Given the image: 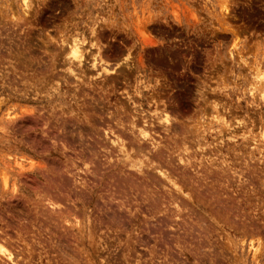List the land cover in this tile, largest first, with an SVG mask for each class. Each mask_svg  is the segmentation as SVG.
<instances>
[{"label": "rangeland", "instance_id": "1", "mask_svg": "<svg viewBox=\"0 0 264 264\" xmlns=\"http://www.w3.org/2000/svg\"><path fill=\"white\" fill-rule=\"evenodd\" d=\"M20 2L0 0V264H264V0ZM106 123L145 125L125 148L181 193L115 168Z\"/></svg>", "mask_w": 264, "mask_h": 264}, {"label": "bare ground", "instance_id": "2", "mask_svg": "<svg viewBox=\"0 0 264 264\" xmlns=\"http://www.w3.org/2000/svg\"><path fill=\"white\" fill-rule=\"evenodd\" d=\"M29 0H21V2H20V7H21V11H22V14L23 15H28V12H29V9H30V5H29ZM223 5V4H222ZM224 6V5H223ZM225 7V6H224ZM221 13V12H220ZM92 39V38H91ZM99 39V38H98ZM62 40V39H61ZM93 41V40H92ZM63 42V41H62ZM63 43H65L66 45L65 46H67V50H66V54L68 55V58H70L72 61H75V60H80L81 61V58H82V53H84V51H83V48H82V44H80V41H79V38H77L76 36L75 37H73V38H71L70 40H68V41H64ZM94 43V42H93ZM95 45V44H94ZM96 46V45H95ZM62 47V46H61ZM66 48V47H65ZM64 48V49H65ZM98 48V47H97ZM88 50V49H87ZM65 51V50H64ZM92 53V52H91ZM90 53V51H89V53L88 54H91ZM99 54V53H98ZM7 57V56H6ZM89 57H91V59H92V62H90L91 63V65H92V67H94L95 65V62H96V59H95V57H94V55H92V56H89ZM85 58V57H84ZM71 60H69V61H71ZM76 61V62H77ZM84 61H87V60H84ZM20 62V61H19ZM79 62V61H78ZM77 62V63H78ZM69 63V62H68ZM73 62H71V64H72ZM91 65H90V67H91ZM31 69V68H30ZM81 70V69H80ZM256 79L257 80H261L262 81V86L264 87V70H261V69H259L258 67L256 68ZM71 72V71H70ZM85 73V72H84ZM68 75V74H67ZM75 76V75H74ZM77 77V76H76ZM78 81V80H77ZM264 92V91H263ZM264 97V96H263ZM129 99V98H128ZM128 101V100H127ZM158 105V104H157ZM156 108V107H155ZM103 110V109H102ZM157 110V109H156ZM61 112V111H60ZM154 112V111H153ZM63 114H66L65 112H62L61 113V115H63ZM68 114V113H67ZM82 114V113H81ZM92 115V114H91ZM74 116H76V115H74ZM70 117H73V116H70ZM77 117V116H76ZM75 117V118H76ZM163 118V120L166 122V123H168L169 122V117H168V115L167 114H162L160 117H158V118ZM74 118V117H73ZM113 118V117H112ZM115 118V117H114ZM154 118V117H153ZM76 119H79V118H76ZM117 119V118H116ZM128 119V118H127ZM143 119V118H142ZM79 120H82L85 124H88L89 125V128L94 132L93 133V135L95 134H97V128L95 127V122L93 121L94 119H93V116H90L89 114L87 115L86 113H84V114H82V116H81V119H79ZM105 120V119H104ZM158 120V119H157ZM156 120V121H157ZM128 121L130 122V120L128 119ZM159 121V120H158ZM99 122V121H98ZM103 122V121H102ZM118 122V121H117ZM131 122H133V121H131ZM137 122V121H136ZM144 122H145V120H144ZM104 123V122H103ZM119 123V122H118ZM101 124V123H100ZM110 124V123H109ZM108 123H106L105 124V126L104 127H101V132H102V135H103V137L106 139V141H108L112 146H116L115 148H117L118 150L117 151H119L120 153H122V156H121V158H116L115 159V168H120V170L122 169V168H129V169H132L134 172H136V173H143L144 171H146V172H148L147 170H149L150 172L152 171V170H156V174H158L157 175V177L159 176L160 177V179L162 180H160L161 182H163L162 183V185L164 186L165 184H168V185H170V187H171V189L170 188H168V191H169V193L172 191L173 193H175V192H180L181 193V189H180V187L179 186H177V183L175 182V180H173L169 175H168V173H166V171L165 170H162L161 169V166L158 164V165H155L154 163H153V158H151L152 156H150V157H145V154H143V148H137V150H136V152L134 151V153L136 154V155H139L138 157L136 156V157H131V155H130V153H129V151L132 149V146H133V144H131L130 146H129V151L125 148V142H124V139H123V137L122 136H124L125 134H128L129 135V140H131L132 142H138L139 141V139H144V140H146V139H150V137H151V135H150V133H149V131L146 129V127H144V126H142V127H137V130L135 131V130H133V126L135 125V123L133 124V123H130V126L132 125V127L129 129V130H127L126 131V128L124 129V131H126L127 133H125L124 131H119V132H121V133H119V132H117L118 130H115V129H113L114 127L112 126V125H109ZM137 124V123H136ZM156 124V123H155ZM161 124V123H160ZM164 124V123H163ZM102 125V124H101ZM120 125V124H119ZM121 128H124V127H122V125H121ZM81 129V128H80ZM150 129V128H149ZM99 130V129H98ZM123 132H124V135H123ZM98 135H99V133H98ZM102 135H100V136H102ZM76 136V135H75ZM102 137V139H104ZM150 140H152V139H150ZM95 141V140H94ZM93 141V142H94ZM99 141H100V139H99ZM105 141V140H104ZM141 141V140H140ZM154 141V140H153ZM101 142V141H100ZM99 142V143H100ZM96 143H97V141H96ZM99 143H98V145H99ZM102 143V142H101ZM100 143V144H101ZM127 143H129V142H127ZM109 144V145H110ZM97 145V144H96ZM101 146V145H100ZM104 146V145H103ZM128 146V145H127ZM99 147V146H98ZM106 146H104V148H105ZM107 147H109V146H107ZM153 148H154V145H153ZM106 152L107 151H110L111 152V149H108V150H106V149H104ZM99 151V150H98ZM151 151V150H150ZM36 152V151H35ZM96 152V151H95ZM101 153V152H100ZM119 153V154H120ZM105 154V153H104ZM107 154V153H106ZM105 154V155H106ZM110 154V153H109ZM111 155V154H110ZM159 156V155H158ZM107 157H109L108 155H107ZM115 157H116V155H115ZM160 157V156H159ZM136 158H138V159H136ZM143 158V159H142ZM102 159V158H101ZM136 159V160H135ZM86 160V159H85ZM180 160V162L182 161L181 159H179ZM94 162V161H93ZM111 162V161H110ZM159 162V161H158ZM114 163V162H113ZM156 163V162H155ZM119 164H121V167H119ZM188 164V163H187ZM112 165V164H111ZM110 165V166H111ZM103 167H104V165H103ZM150 168V169H149ZM97 170V169H96ZM92 171V170H91ZM122 171V170H121ZM87 172V171H86ZM153 172V171H152ZM116 173V172H115ZM155 173V172H154ZM75 174V173H74ZM148 174H151V173H149L148 172ZM129 175H131V173H129ZM146 175H147V173H146ZM119 176V175H118ZM148 177V176H147ZM155 176H153L152 178H154ZM151 178V177H150ZM151 178V179H152ZM119 179V178H118ZM83 180V179H82ZM81 180V181H82ZM134 180H136V179H134ZM157 180V179H156ZM122 181V180H121ZM132 181V180H131ZM158 181H159V179H158ZM114 182V181H113ZM117 182V181H116ZM147 182V181H146ZM77 183V182H76ZM80 183V182H79ZM160 182H158V184H159ZM179 183V182H178ZM67 184V183H66ZM75 184V183H74ZM81 184V183H80ZM181 184V183H180ZM184 184V183H183ZM117 185V184H116ZM129 185V184H128ZM187 185V184H186ZM65 186V185H64ZM83 186L85 187V185H84V183H83ZM82 186V187H83ZM118 186V185H117ZM154 186V185H153ZM140 187V186H139ZM124 188V187H123ZM174 188V189H173ZM135 189V188H134ZM170 189V190H169ZM113 191H115V190H113ZM13 192V191H12ZM172 192H171V194H172ZM183 193V192H182ZM117 194V193H116ZM178 194V193H177ZM151 195V194H150ZM14 198V197H13ZM166 198V197H165ZM106 199V198H105ZM172 199V198H171ZM175 200V199H174ZM41 201V200H40ZM171 202V201H170ZM46 203V202H45ZM118 204V203H117ZM153 204V203H152ZM170 204V203H169ZM156 205V204H155ZM54 207V206H53ZM180 207V206H179ZM215 207V206H214ZM153 208V207H152ZM157 208V207H156ZM51 209V208H50ZM123 215V214H122ZM155 215V214H154ZM57 216V215H56ZM116 217V216H115ZM104 220V219H103ZM123 222V221H122ZM166 227V226H165ZM32 229V228H31ZM98 229V228H97ZM47 231V230H46ZM1 234V233H0ZM73 234V233H72ZM50 241V240H49ZM11 242V241H10ZM82 243V242H81ZM59 247V246H58ZM6 248V247H5ZM22 249V248H21ZM10 251H6V249L4 250V247L2 246V245H0V259L2 260H4V262H5V260H6V262H8V263H14V260H13V256H12V254L11 253H9ZM255 252V251H254ZM56 253H58V252H56ZM2 260V261H3ZM28 264V263H27Z\"/></svg>", "mask_w": 264, "mask_h": 264}]
</instances>
